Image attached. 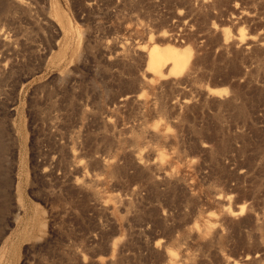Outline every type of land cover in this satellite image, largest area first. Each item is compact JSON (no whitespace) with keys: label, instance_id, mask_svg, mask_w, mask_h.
Here are the masks:
<instances>
[{"label":"rangeland","instance_id":"obj_1","mask_svg":"<svg viewBox=\"0 0 264 264\" xmlns=\"http://www.w3.org/2000/svg\"><path fill=\"white\" fill-rule=\"evenodd\" d=\"M0 264H264V0H0Z\"/></svg>","mask_w":264,"mask_h":264},{"label":"bare ground","instance_id":"obj_2","mask_svg":"<svg viewBox=\"0 0 264 264\" xmlns=\"http://www.w3.org/2000/svg\"><path fill=\"white\" fill-rule=\"evenodd\" d=\"M178 50L179 49L174 48V47L173 48L172 47H161V46L153 45L152 47L148 49L147 66L152 69H156L158 68V66H160L163 63L164 60L168 61V59L169 60L171 59L173 61V65L170 71L174 72L177 67V61H178L177 59H178V52H179Z\"/></svg>","mask_w":264,"mask_h":264}]
</instances>
